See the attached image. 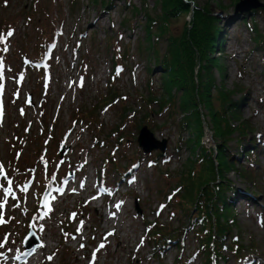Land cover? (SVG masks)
I'll list each match as a JSON object with an SVG mask.
<instances>
[{
    "label": "rangeland",
    "instance_id": "rangeland-1",
    "mask_svg": "<svg viewBox=\"0 0 264 264\" xmlns=\"http://www.w3.org/2000/svg\"><path fill=\"white\" fill-rule=\"evenodd\" d=\"M193 1V8L207 4L220 18L221 80L228 91L245 88L240 114L261 145L252 163L254 185L228 175L241 191L233 205L236 224L230 236L245 255L236 259L225 251L223 264H264V76L260 52L252 50L254 22L246 18L245 24L241 15H234L232 0ZM29 2L0 0V24L12 22L13 32L0 45V264L25 259L30 253L23 248L26 238L38 255L41 250L42 264H203L195 233L173 205L180 195L173 190L178 176L194 156L186 145L180 153L174 149L180 117L152 113L145 124L158 142L167 141L162 154L168 160L162 155L154 162L151 154L157 150L146 154L137 146L138 124L147 110L140 97L162 91L161 67L153 64L144 34L145 13L158 12L154 0H78L73 9L69 0H37L26 24L20 8L27 9ZM259 13L254 18L264 34V11ZM169 23L174 36L184 26L181 19ZM41 43H52L45 65L37 60ZM138 46H143L141 52ZM158 47L163 52V41ZM110 83L119 100L101 109L99 98L111 90ZM241 97L237 93L234 99ZM123 107L129 109L125 124ZM88 110L95 114L84 120ZM207 120L202 144L213 149ZM187 136L184 132L183 139ZM229 145L237 150L235 142ZM61 146L63 156L57 152ZM239 159L248 163L247 157ZM89 191L100 195L91 204L86 203ZM155 220L165 227L163 232L183 227L181 246L169 245L163 256L145 229Z\"/></svg>",
    "mask_w": 264,
    "mask_h": 264
},
{
    "label": "trees",
    "instance_id": "trees-1",
    "mask_svg": "<svg viewBox=\"0 0 264 264\" xmlns=\"http://www.w3.org/2000/svg\"><path fill=\"white\" fill-rule=\"evenodd\" d=\"M69 1L72 9L77 7L78 0ZM108 1L111 3L112 0ZM154 2L158 12L155 11L154 16L152 13H145L144 34L147 41H150L147 42V47H151L153 64L161 67L159 75L162 79L160 85L162 91L158 96L149 91L147 99L140 97L147 110L141 116L143 122L138 124V127L148 124L152 113L155 115L167 113L168 117L176 114L180 117V120L175 122L179 139L174 149L180 153L182 147L186 145L193 150L194 156L179 174V183L173 189L180 194L173 204L175 212L186 218V227H191L192 232L195 233L194 238L198 239L200 248L198 253L202 256L203 264H223L225 251L233 252L235 258L240 259L245 255L244 249L230 236V233L233 225L236 224L233 205L241 191L234 188L228 175L234 174L244 181L250 180L254 185L256 169L252 163H256L257 152L261 147L259 135L254 132V127L249 120H242L240 114L247 97L244 93L245 88L236 87L228 91L222 83L221 79L225 77L224 65L218 57L222 51L221 35L223 34L219 26L220 18L213 16L209 5L193 8L195 6L193 0H154ZM237 2L238 0H232L234 4ZM35 3L37 0H31L27 9L23 6L20 8V14L26 24L30 21L31 13H34ZM137 11L138 7H134L133 12ZM261 11L264 9L253 10L248 16L238 15H241L245 24L247 17L254 22L250 28L253 32L250 38L254 42V49L262 51L264 60V34L257 28L254 18ZM186 16L189 17L188 22L184 21ZM177 19H181L184 26L179 34L174 36L169 31V22ZM1 21L0 36H4L12 22ZM160 40L164 44L163 52L158 50ZM44 44L41 43L37 47L39 54L37 60L42 58ZM142 47L138 46L137 52H141ZM128 51L129 48H126L120 57H127ZM115 62L112 64L114 69L117 68ZM262 69L264 71V64ZM213 71L218 73L219 83H216ZM111 84H108L111 90L99 98L101 109L119 100L118 90H112ZM147 87L150 88V81L147 82ZM236 92L242 97L234 99ZM121 109L123 112L120 115L124 120L122 124H125L128 115L124 114L129 112V109L124 107ZM93 110L84 112L83 119L94 116ZM205 118H208V126L211 127L210 132L215 147L213 149L202 144ZM92 125L96 127L98 122L95 121ZM184 132L188 135L186 140L183 139ZM231 142H235L237 150L232 151L229 145ZM162 155L156 151L151 154V159L157 162ZM241 156L248 158L246 165L240 162ZM163 158L168 160L164 155ZM250 194L252 195V192ZM166 197L170 198L169 194ZM146 224L147 235L159 246L158 253L163 254L164 249L171 244L181 246L178 235L183 227L171 233V231L163 232L165 227L157 220Z\"/></svg>",
    "mask_w": 264,
    "mask_h": 264
},
{
    "label": "water",
    "instance_id": "water-1",
    "mask_svg": "<svg viewBox=\"0 0 264 264\" xmlns=\"http://www.w3.org/2000/svg\"><path fill=\"white\" fill-rule=\"evenodd\" d=\"M234 9H235L234 15H236L238 13H245V15H249V13L252 12L253 10L257 11L259 9H264V3L261 2V0H239L238 3L235 4ZM136 140H137V143H138L137 146L139 147V149L143 150V152H145L146 154H150V152H152L154 150H157V151L164 153L166 150L165 145H166L167 141L162 140V141L158 142L153 137L150 129H147V127L145 125H143L139 128V135H137ZM58 152L61 156L64 155L63 154L64 149L62 148V146L58 149ZM30 234H28V235H30ZM26 240H27V238L23 240L24 241V247H25V249H29L30 246L29 247L27 246L28 243ZM32 245H31V247H32Z\"/></svg>",
    "mask_w": 264,
    "mask_h": 264
},
{
    "label": "bare ground",
    "instance_id": "bare-ground-1",
    "mask_svg": "<svg viewBox=\"0 0 264 264\" xmlns=\"http://www.w3.org/2000/svg\"><path fill=\"white\" fill-rule=\"evenodd\" d=\"M70 165H73V166H76L77 164H75V163H70ZM80 165V164H79ZM68 167H69V165H68ZM76 172L77 171H73V173H72V176H77L76 175ZM81 172V171H80ZM71 179H69V181H70ZM74 182V181H73ZM84 189V188H83ZM82 189V190H83ZM90 192V191H89ZM90 198L89 199H87V202L86 203H88V204H91L90 203V201L91 200H93V199H97L100 195H95L93 192H90ZM113 230H115V229H113ZM113 230L111 231V235L110 236H112V233H113ZM47 237V236H46ZM108 243V242H107ZM41 244H43V242L41 241ZM48 245V244H47ZM41 247H42V245H41ZM48 248V247H47ZM44 249H46V248H44ZM37 248L34 250V249H32V250H29L30 251V253L27 255V256H25L24 258H25V261H28V262H30L29 264H32V260H33V255L35 254V256H37L38 255V253H37ZM41 251V250H40ZM40 251H39V254H40ZM42 256V255H41ZM11 259V258H10ZM1 260H3V259H1ZM22 261H24V259H22L19 263H15V264H21V262ZM24 261V262H25ZM8 263V262H7ZM23 264V263H22Z\"/></svg>",
    "mask_w": 264,
    "mask_h": 264
},
{
    "label": "snow or ice",
    "instance_id": "snow-or-ice-1",
    "mask_svg": "<svg viewBox=\"0 0 264 264\" xmlns=\"http://www.w3.org/2000/svg\"><path fill=\"white\" fill-rule=\"evenodd\" d=\"M7 35L8 36H11V35H13V32H11V31H9L8 33H7ZM0 39H2V38H0ZM0 167H2V166H0ZM12 183V181H8V184H11ZM9 192H10V189H9ZM4 207V204H2V203H0V208H3ZM117 207H119V206H117ZM2 223H4V221L2 220V219H0V224H2ZM0 247H4V245L3 244H0ZM100 247H104V245L102 244V245H100Z\"/></svg>",
    "mask_w": 264,
    "mask_h": 264
}]
</instances>
